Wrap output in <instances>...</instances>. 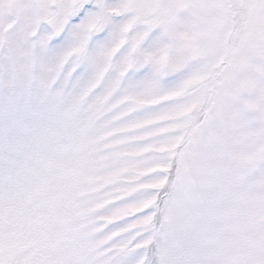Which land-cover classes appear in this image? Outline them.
<instances>
[{
    "label": "snow or ice",
    "instance_id": "snow-or-ice-1",
    "mask_svg": "<svg viewBox=\"0 0 264 264\" xmlns=\"http://www.w3.org/2000/svg\"><path fill=\"white\" fill-rule=\"evenodd\" d=\"M257 58L264 0H0V264H264V140L211 163Z\"/></svg>",
    "mask_w": 264,
    "mask_h": 264
},
{
    "label": "rangeland",
    "instance_id": "rangeland-1",
    "mask_svg": "<svg viewBox=\"0 0 264 264\" xmlns=\"http://www.w3.org/2000/svg\"><path fill=\"white\" fill-rule=\"evenodd\" d=\"M110 3H114L115 0H109ZM102 9V13H103ZM134 11L130 12L129 15H134ZM235 20H238V15L234 14ZM215 23L214 18L211 15L202 17L198 22L194 23L193 31L198 38L202 28H211ZM198 24V26H196ZM234 25V24H233ZM239 39L238 24L232 27V31L228 37L229 42H234ZM214 43V38L210 33L208 36V44ZM175 41H168L164 47L171 51L174 47ZM120 43L114 46L109 51L114 55L118 52ZM110 58V57H109ZM165 60L167 54H165ZM191 63L199 65L200 70L205 67V62L201 57H193ZM257 67H264V63L259 61L257 58ZM225 69L224 63H218L216 68L213 70L217 73L215 76L210 77L211 86L215 87L219 85L220 73ZM109 65L105 61H101V75H106L109 72ZM243 81L244 77H240ZM238 96L240 102L237 107L233 110L230 118V122L219 123L217 125V135L215 140L214 154L211 160L212 166L215 169L214 179L218 182H235L243 175L245 170L249 146L255 145L264 140V122L259 118V113L251 107V96L250 90L247 87H240L238 90ZM139 98H133L131 103H136ZM249 120L252 123H249ZM234 155L239 157L240 168L233 167ZM92 175L91 172L85 170V178Z\"/></svg>",
    "mask_w": 264,
    "mask_h": 264
},
{
    "label": "trees",
    "instance_id": "trees-1",
    "mask_svg": "<svg viewBox=\"0 0 264 264\" xmlns=\"http://www.w3.org/2000/svg\"><path fill=\"white\" fill-rule=\"evenodd\" d=\"M234 20H235V17H234ZM234 25H235V23H234ZM234 25H233V26H234Z\"/></svg>",
    "mask_w": 264,
    "mask_h": 264
}]
</instances>
